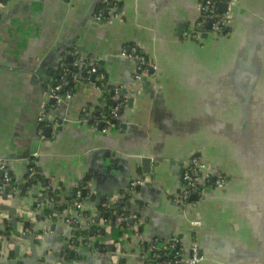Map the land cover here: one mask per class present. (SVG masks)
Masks as SVG:
<instances>
[{
	"label": "crops",
	"instance_id": "obj_1",
	"mask_svg": "<svg viewBox=\"0 0 264 264\" xmlns=\"http://www.w3.org/2000/svg\"><path fill=\"white\" fill-rule=\"evenodd\" d=\"M102 1L0 0V187L9 177L0 221L14 217L16 228L0 236V264H150L149 243L172 237L197 243L198 264H264V0H234L230 31L197 39L201 0H118L115 17L97 21ZM73 48L106 88L126 92L110 131L88 120L105 93L70 73ZM124 52L148 63L140 81ZM54 83L70 88L68 103L49 102ZM192 154L233 180L182 211L172 197ZM144 157L154 160L148 173ZM133 179L145 183L129 198ZM80 185L84 213L72 198Z\"/></svg>",
	"mask_w": 264,
	"mask_h": 264
},
{
	"label": "built area",
	"instance_id": "obj_2",
	"mask_svg": "<svg viewBox=\"0 0 264 264\" xmlns=\"http://www.w3.org/2000/svg\"><path fill=\"white\" fill-rule=\"evenodd\" d=\"M234 0H201L199 3V15L192 26L191 37L199 38L203 33H214L222 34L223 31L230 26V8ZM221 2L227 3V10L225 12H219L217 7ZM102 4L106 6L95 12L94 17L97 21L110 20L115 17L116 6H118V0H103ZM211 22V27L207 28V24ZM132 48H130L131 50ZM72 55L75 57V63L84 69L90 78L95 75L94 82L98 88L102 89L103 93H108L110 99L115 102L113 106L110 107L109 113L102 118H95L91 114L88 115V120L92 119V125L94 128L102 127L101 131H110L116 125H119L120 116L118 115V110L125 106L126 95L124 88H106V84L102 81L101 76L97 77L96 65L93 61H89L86 55L77 50L71 51ZM135 52V50H133ZM122 55L127 57H133L138 62V73L136 74L137 81L142 79V73L148 63L145 61L143 56L133 54V53H122ZM61 85H57L51 90V96L60 100L61 95L59 94ZM67 99L71 94L66 93ZM91 121V120H90ZM38 122L47 123L49 126H53L51 121L46 118L45 114L38 116ZM121 122V121H120ZM55 127V126H54ZM56 128V127H55ZM0 170H7L6 162L0 161ZM31 174H33V169H31ZM232 177L213 168L208 162L202 159L196 154H192L188 159L182 162V184L177 193L172 197L173 202L177 205L179 209L184 210L185 206L189 203H193L191 196H196L198 199L203 197L210 188L222 189L232 182ZM9 177L4 175V182L0 187V192L5 190L8 185ZM140 180H132L128 186L127 191L124 196L133 198L135 196V186L141 184ZM86 186H79L75 191V207L84 213V201H82V195ZM85 216L79 214L80 222H85ZM129 215L122 214L120 219L122 223L129 219ZM77 223L76 220H74ZM125 223V226L127 225ZM141 224L140 221L137 225ZM136 236L142 240L140 233H136ZM90 241L89 237L83 236L77 239L76 243H88ZM118 253H121L118 251ZM142 257L151 264H198L203 258L199 253L198 245L195 241H191L189 247H184L182 241L179 238L172 237L165 241H160L154 239L149 243L147 249L142 253Z\"/></svg>",
	"mask_w": 264,
	"mask_h": 264
},
{
	"label": "trees",
	"instance_id": "obj_3",
	"mask_svg": "<svg viewBox=\"0 0 264 264\" xmlns=\"http://www.w3.org/2000/svg\"><path fill=\"white\" fill-rule=\"evenodd\" d=\"M2 1V0H1ZM106 5L105 4H100V5H98V7H97V9H96V11H98L99 9H102V8H104ZM95 11V12H96ZM225 33L224 34H227L229 31H230V28L228 27V28H226L225 29ZM74 50H76L75 48H73V50L72 51H74ZM65 68H60L59 69V72H60V74H59V76H57V82H60V83H62L61 82V80H60V76H64V74H65ZM96 70H97V73L99 72L98 70V67L96 66ZM70 73L71 74H75V75H77V76H80V77H82V80L83 81H90V76H89V74H87V72L86 71H84V70H81V69H79L78 68V66L76 67H72L71 68V70H70ZM79 74V75H78ZM68 74H66L65 75V77L67 76ZM71 84H73L72 82H71ZM64 86H66V89L68 88V86L67 85H63L62 87H64ZM62 87H61V91H59V93L60 94H62V93H64V92H62ZM68 89H70V88H68ZM66 91H68V90H66ZM104 97H102V99L103 100H101V103L103 102L104 104H103V109H101V111H94V115H93V117H95V118H102V116H106L108 113H109V110H110V107L111 106H113V101L110 99V95L108 94V93H105L104 95H103ZM93 123V120H91V124ZM41 181V177L39 176V175H35L34 176V178H30L29 179V185L32 187V186H34V185H37V183H39ZM73 199L75 198V196H73L72 197ZM85 199H86V194H84V195H82V201H85ZM58 204H55L54 205V207H53V211L55 212V213H57L58 214V211H57V209L59 210L60 208H61V206H57ZM56 208V209H55ZM51 211V210H50ZM101 212H102V214H104L103 213V211L104 210H100ZM127 211H128V209H124L123 207L120 209V211L118 212V214H120V215H122V214H125V215H127L128 213H127ZM89 215V214H88ZM125 223L126 222H124L123 223V225H125ZM128 224V223H127ZM30 229V228H29ZM28 230V229H27ZM16 233V230H15V228H14V225H13V223H12V221H10V222H5V223H2V225H1V221H0V236L1 237H4V238H6V240H10L9 239V236L11 235V234H15ZM83 233V235L85 234V235H92V233L91 232H87V231H83L82 232Z\"/></svg>",
	"mask_w": 264,
	"mask_h": 264
},
{
	"label": "water",
	"instance_id": "obj_4",
	"mask_svg": "<svg viewBox=\"0 0 264 264\" xmlns=\"http://www.w3.org/2000/svg\"><path fill=\"white\" fill-rule=\"evenodd\" d=\"M217 9H218V11L219 12H225L226 10H227V3H225V2H221V3H219L218 4V7H217ZM211 27V22H209L208 24H207V28H210ZM226 31L224 30L223 31V33L222 34H224ZM208 36V33H203L202 35H201V37H203V38H205V37H207ZM200 37V38H201ZM79 50H80V48H79ZM70 58V57H69ZM69 68H72L71 66H69ZM73 77L71 76V74L70 75H68L67 76V79H69V80H71ZM94 78H95V75H93L92 76V81H94ZM77 79H79L78 77H77ZM58 84L57 83H54V85H53V87L55 88L56 86H57ZM51 90V89H50ZM66 90V86H64V87H62V91H65ZM60 100L62 101V102H66V103H68L69 102V100L67 99V97L65 96V94H62L61 95V97H60ZM56 101H58V99L57 98H55V97H50V103H53V104H56ZM115 104V102H113V105ZM123 108L124 107H121L119 110H118V115L119 116H121L122 115V111H123ZM120 121H121V118H120ZM60 127V126H59ZM58 127V128H59ZM98 129L101 131L102 130V127L101 126H99L98 127ZM50 130V129H49ZM152 162H154V160L153 159H151V158H148V157H144L143 158V164H142V166L143 167H145V170H144V172L145 173H148V172H150V170H151V163ZM30 164L32 165V163L30 162ZM181 176H182V165H181ZM0 175H2V172H0ZM10 175H12L11 174V172H10ZM134 180V179H133ZM136 180H140L142 183L141 184H139V185H136L135 186V189H139L140 188V186H142L144 183H145V181L143 180V179H136ZM147 184H148V182H147ZM23 187V186H22ZM21 187V188H22ZM86 193V191H85V189H84V191H83V195ZM191 200H198V198L194 195V196H191ZM14 218V217H13ZM12 218V223H13V225H14V222H15V218L13 219ZM129 222V224L130 225H133L134 224V218L133 217H130L128 220H127V223ZM142 228V225H140V227H139V229H141ZM15 230H16V228H15ZM28 238V237H27ZM148 243H145V245H147ZM0 245H1V243H0ZM18 246H16L15 247V250H17L18 251ZM110 248H111V250H114V246L113 245H110ZM200 253V252H199ZM201 255V254H200ZM11 264H13V263H11ZM17 264V263H16ZM63 264V263H62ZM151 264V263H150Z\"/></svg>",
	"mask_w": 264,
	"mask_h": 264
}]
</instances>
